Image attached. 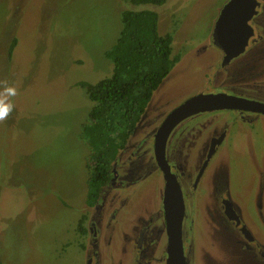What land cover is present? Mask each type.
<instances>
[{
	"label": "rangeland",
	"instance_id": "rangeland-1",
	"mask_svg": "<svg viewBox=\"0 0 264 264\" xmlns=\"http://www.w3.org/2000/svg\"><path fill=\"white\" fill-rule=\"evenodd\" d=\"M221 1L132 8L156 12L157 32L171 31L172 54L210 34ZM123 8L131 7L122 0H0V80L18 88L12 114L0 123V264L83 262L75 226L88 148L78 133L93 103L75 82L109 76L103 52ZM215 111L206 119L232 121L215 163L226 159L232 196L254 217L251 177L264 171V116L248 129L233 112ZM150 176L141 184L153 191L156 174Z\"/></svg>",
	"mask_w": 264,
	"mask_h": 264
},
{
	"label": "flooded vegetation",
	"instance_id": "flooded-vegetation-1",
	"mask_svg": "<svg viewBox=\"0 0 264 264\" xmlns=\"http://www.w3.org/2000/svg\"><path fill=\"white\" fill-rule=\"evenodd\" d=\"M243 15L244 31L236 26ZM227 20L244 39L214 40L212 26L200 44L172 53L176 59L164 81L109 159L107 176L89 194L85 160V197L75 226L82 264H264V171L251 177V217L232 196L226 159L214 160L232 121L206 119L227 110L249 129L264 116V0H253L248 14L237 11ZM216 92L242 101L169 121L188 98ZM211 121L216 124L208 126ZM159 139L161 149L155 147ZM162 166L173 186L167 195ZM151 173L153 191L150 182L141 184ZM177 246L181 256L171 261Z\"/></svg>",
	"mask_w": 264,
	"mask_h": 264
},
{
	"label": "trees",
	"instance_id": "trees-1",
	"mask_svg": "<svg viewBox=\"0 0 264 264\" xmlns=\"http://www.w3.org/2000/svg\"><path fill=\"white\" fill-rule=\"evenodd\" d=\"M164 1L122 0L131 8L120 12L117 36L103 52L112 65L109 76L93 83L75 82L93 103L78 133L88 148L87 194L107 176L109 159L123 145L126 131L176 59L171 54V31L157 32L156 12L132 8L160 5Z\"/></svg>",
	"mask_w": 264,
	"mask_h": 264
},
{
	"label": "water",
	"instance_id": "water-1",
	"mask_svg": "<svg viewBox=\"0 0 264 264\" xmlns=\"http://www.w3.org/2000/svg\"><path fill=\"white\" fill-rule=\"evenodd\" d=\"M242 1H248L246 4H241ZM240 5V6H239ZM253 7V0H228L226 2V4H224V6L222 7L220 13L217 15L214 24H213V39H221L224 41H231L233 39H244V35L239 36L238 35V31L234 30L232 28V22L227 20V21H223L224 18L229 14H235L237 13V11L243 14H248V11ZM241 10V11H239ZM223 14V15H222ZM241 20L238 21V23H236V26L239 25L240 23V30L243 29L244 31V19H245V15L240 17ZM225 24V28L222 27V24ZM221 27V30L217 32V30H219ZM239 27V26H238ZM237 36V37H236ZM222 48L227 51V46H225L224 44L221 45ZM161 82V81H160ZM159 82V84H160ZM242 101L241 99L235 97V96H231V95H227L221 92H216V93H206V94H197L194 95L190 98H188L187 100H185L184 102H182L177 108H175L172 113L169 115L168 119L170 121V119H176L179 118L181 116H184L186 114H189L191 112H196L199 110H207V109H214V108H231V107H235L238 106V102ZM149 104V103H148ZM146 106V104H145ZM144 106V107H145ZM146 108V107H145ZM144 108V109H145ZM168 124L169 123H164L163 126L164 128H168ZM157 141V140H156ZM159 143L155 142V147L157 145H159V149H161L162 145L160 143V139L158 140ZM164 172V177L167 179V190H166V195L169 193L170 188L173 187L169 180L168 177V170H166V168H164L162 166ZM178 247V246H177ZM174 249V248H173ZM177 256L180 257V250L179 247L175 248L174 250V254H172L171 256L169 255V259L172 261V259ZM172 264V263H171Z\"/></svg>",
	"mask_w": 264,
	"mask_h": 264
},
{
	"label": "clouds",
	"instance_id": "clouds-1",
	"mask_svg": "<svg viewBox=\"0 0 264 264\" xmlns=\"http://www.w3.org/2000/svg\"><path fill=\"white\" fill-rule=\"evenodd\" d=\"M18 95V88L8 83L7 80H0V123L6 121L12 114L15 104L13 98Z\"/></svg>",
	"mask_w": 264,
	"mask_h": 264
}]
</instances>
